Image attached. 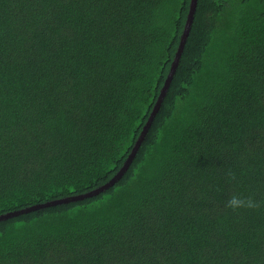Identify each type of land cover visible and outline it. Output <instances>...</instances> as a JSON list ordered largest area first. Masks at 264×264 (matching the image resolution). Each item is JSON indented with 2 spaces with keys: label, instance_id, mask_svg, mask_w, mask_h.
Instances as JSON below:
<instances>
[{
  "label": "trees",
  "instance_id": "obj_1",
  "mask_svg": "<svg viewBox=\"0 0 264 264\" xmlns=\"http://www.w3.org/2000/svg\"><path fill=\"white\" fill-rule=\"evenodd\" d=\"M190 3L0 0V215L115 176ZM0 264H264V0H198L128 171L0 221Z\"/></svg>",
  "mask_w": 264,
  "mask_h": 264
},
{
  "label": "water",
  "instance_id": "obj_2",
  "mask_svg": "<svg viewBox=\"0 0 264 264\" xmlns=\"http://www.w3.org/2000/svg\"><path fill=\"white\" fill-rule=\"evenodd\" d=\"M197 6H198V0H191L190 9H189L187 19H186V23H185V28H184V31L181 35L180 43H179L177 52L175 54V58L171 64L169 74L165 80V83L161 89V92L158 96V99L155 103V106L153 108V111L151 112V115H150L147 123L145 124L139 138L137 139V141H136L131 153L129 154L127 160L125 161L124 165L115 174V176L110 181H108L104 185L100 186L99 188L94 189V190L89 191V192L84 193V194L69 196V197H65V198H61V199H55V200L47 201L45 203L35 204V205L29 206V207H26V208H23L20 210L1 214L0 215V221L7 220V219L19 216L21 214L29 213L32 211H36V210H40V209H44V208H48V207H52V206H57V205H61V204H67L70 202H76V201H80V200H83L86 198L94 197V196L101 194V193L105 192L106 190L110 189L119 180L122 179V177L125 175V173L130 168L131 164L133 163V161H134L143 141L145 140V138L149 132V129L151 128L152 123H153L157 113L159 112V110L162 106V103H163V101H164V99L168 93V90L171 86L172 80L176 74L177 68H178L179 63L181 61L185 46L187 44V40H188V37L190 35L192 25H193V22L195 19Z\"/></svg>",
  "mask_w": 264,
  "mask_h": 264
},
{
  "label": "clouds",
  "instance_id": "obj_3",
  "mask_svg": "<svg viewBox=\"0 0 264 264\" xmlns=\"http://www.w3.org/2000/svg\"><path fill=\"white\" fill-rule=\"evenodd\" d=\"M242 202L237 199V198H233V200L230 202L231 206L235 207V206H238L240 205Z\"/></svg>",
  "mask_w": 264,
  "mask_h": 264
}]
</instances>
